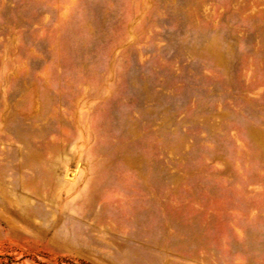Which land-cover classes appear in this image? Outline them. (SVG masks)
<instances>
[{"label":"rangeland","instance_id":"1","mask_svg":"<svg viewBox=\"0 0 264 264\" xmlns=\"http://www.w3.org/2000/svg\"><path fill=\"white\" fill-rule=\"evenodd\" d=\"M0 264H264V0H0Z\"/></svg>","mask_w":264,"mask_h":264}]
</instances>
